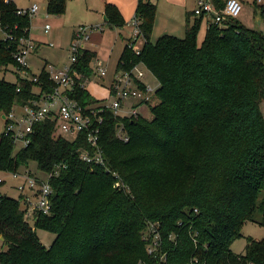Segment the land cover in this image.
<instances>
[{"label": "trees", "instance_id": "1", "mask_svg": "<svg viewBox=\"0 0 264 264\" xmlns=\"http://www.w3.org/2000/svg\"><path fill=\"white\" fill-rule=\"evenodd\" d=\"M68 1L47 0L48 15H65ZM227 1L212 0L218 10ZM157 13L154 3L139 0L145 43L139 55L127 44L117 66L122 72L144 64L159 82L156 103L149 119L103 111L105 166L82 161L86 141L57 136L53 122L36 125L16 153L4 128L0 173L31 163L42 174L60 170L49 181L51 214L36 213L34 226L23 198L0 193V238L8 245L0 264H264V238L249 237L243 253L232 250L248 222L264 228V33L228 19L209 26L200 43L205 16L194 13L183 39L167 34L154 43ZM105 16L111 28L126 26L114 5ZM0 19L14 36L0 41V67L20 69L14 55L30 37L31 18L2 1ZM95 57L81 52L80 83L93 77ZM47 77L42 71L40 84L0 80V116L37 99L34 89ZM72 98L84 107L105 103L80 86ZM119 126L128 142L118 138ZM37 230L54 234L52 245Z\"/></svg>", "mask_w": 264, "mask_h": 264}, {"label": "built area", "instance_id": "2", "mask_svg": "<svg viewBox=\"0 0 264 264\" xmlns=\"http://www.w3.org/2000/svg\"><path fill=\"white\" fill-rule=\"evenodd\" d=\"M9 3L10 0H0L1 2ZM264 0H255L257 4H261ZM39 11V6L34 5L27 10H19V16L35 17ZM243 12L242 3L239 0H228L223 9H216L212 0H200L195 11L196 16L204 15V22L211 26L213 23L222 25L228 19H238ZM134 34L127 43L129 48L135 54L139 55L142 48L137 47L140 36L141 27L140 20L134 18L132 22ZM50 30V26H46V33ZM0 31L4 34V40H14V36L8 33L2 26L0 19ZM95 31H102L98 26H81L77 28L73 34L70 45V62L62 69H57L53 65H46L43 72L46 74L47 80L43 81V85H37L34 89V94L37 99L31 101L27 105H17L6 116L5 133L11 135L15 147L20 149L26 148L30 143V134L33 133L34 127L38 124L50 121L56 124L57 132L67 136L72 141L80 138L84 139L90 149L82 148L79 150L80 158L87 163H93L98 166H105L103 152L99 146L100 127L103 123L102 113L105 110L112 111L115 115L122 117V109L124 102L128 100L149 102L151 90L140 88L141 78L144 73L137 69V66L131 71L117 72L115 76V86L113 90L114 100L112 103L105 102L99 105L82 106L76 99L72 98V94L77 87L85 89L86 83L81 82L82 74L76 70L81 52L85 49L86 44L90 41L91 35ZM144 42V40H143ZM145 43V42H144ZM36 51V44L29 38H22L19 42V47L14 55V59L20 66V71L25 72L28 76L26 79L34 84H40V75L28 74L29 60L31 55ZM93 67V63H92ZM95 70L100 77L107 75V70L101 63L96 61ZM23 79V78H22ZM47 83H52L54 87L48 91L44 86ZM37 89V90H36ZM133 115H137V111L133 110ZM118 138L124 142H128L123 128H118ZM60 167L53 173L45 174V179L41 180L37 176L31 174L30 170L25 169L18 173L9 174L20 184L17 185L18 192L27 205L26 218H35L36 213L44 215L51 214V197L53 189L50 185L52 176L59 173ZM117 177V175H115ZM118 178V177H117ZM5 180L0 178V185L4 184ZM115 187L121 188V183L117 182ZM33 220V219H32ZM152 254V251H149Z\"/></svg>", "mask_w": 264, "mask_h": 264}, {"label": "rangeland", "instance_id": "3", "mask_svg": "<svg viewBox=\"0 0 264 264\" xmlns=\"http://www.w3.org/2000/svg\"><path fill=\"white\" fill-rule=\"evenodd\" d=\"M35 1L39 4V7H40L39 14L44 13L45 15L42 16L38 14L37 17L35 16L36 18L33 17L31 19L30 35H32V37L34 38L39 39L40 41L48 43L47 45H43L39 55L41 57L48 59L52 63H56L58 60H60L58 58L61 57L63 59L62 61L68 64L70 62V57H71L70 52L68 53V49L64 52H61L59 50L61 49V46L64 49L67 48V45L70 41L69 37H70L71 30L76 29L77 27L79 28L81 27V25H85L88 23H86V20L81 21V17L79 13L71 9L68 11V13L66 11L65 16H62L63 18L61 19L56 20V18H52V17L48 18L46 16V10H44L45 7L47 9V4L45 3V1L44 0H35ZM26 2L27 0H21V3H26ZM244 9L245 11L253 12L254 24H256V26L264 32V7H260V6L256 7L254 6V4L249 3L245 5ZM255 10L257 12V15L256 13H254ZM77 20H78V23L80 24L76 23ZM47 23H50L54 29H52L50 34L45 35L42 28ZM205 28L206 26L203 27V31L205 30ZM102 33L104 36L103 39L101 38V35H100ZM133 34H134V28L131 30L130 29L126 30V32H124L125 38H131ZM161 36L156 37V35H154L152 38V42L155 43L156 40H158ZM183 37H185V33L183 34L182 38H179V39H183ZM3 39H4L3 33L0 31V41ZM91 39H92V42L101 43V44L99 43L101 45L100 46L101 50L99 51V57L100 58L105 57V59H103L101 63L103 64L104 67L106 66L105 68H107V72L109 71V74L104 78L105 81H108V79H111L114 77V74L116 72V65H117L118 58L120 57L126 43L122 39L120 34H118L117 29L115 28L111 29L108 27H104V32L95 31L91 35ZM56 42L59 45H61L60 49L51 48L48 46L50 43H53L56 47H58L57 46L58 44H56ZM136 45L137 47L140 46L142 48L144 45L143 40L139 39ZM39 58L35 61L36 66L38 65ZM137 69L144 73V76L140 80L141 84L143 85L140 84V88L144 91L146 90V88L150 89L152 92L150 93L151 97L149 99V102L147 103H142L141 101H134V100H128L124 102V108L122 109V114L124 113L123 117H135V118L144 117V118L149 119L151 116V113L149 112V110L152 107V105L156 103L155 92L157 91L159 87V82L156 76L153 73H151L144 64H139L137 66ZM15 71H16V67L13 65L9 67H0V80L6 78L7 82L15 84V82L17 81V74L15 73ZM113 86H115V81L111 82L108 87L106 84L102 85V83H100L99 80L96 79V80H93L91 83H89V85L87 86V89L89 91L86 88L85 89L95 99L99 101L105 100L108 103H112L114 100L113 94L114 95L116 94L115 91L113 90ZM108 90L110 91V93H112L111 97H110ZM143 106H147L149 110L148 108L143 109ZM133 110L137 111V115H133L134 114L132 113ZM261 112L264 115V101L261 103ZM118 128H121V126H119ZM3 131H4V120L0 116V135L3 133ZM58 135L68 138L67 136L63 135L59 131L57 132V136ZM19 150H20V147L17 146L15 149V153L18 152ZM24 170L25 169L21 171H24ZM28 170H30L31 174H33L34 176H37L41 180L45 179L46 177L45 174H42L38 171L37 166L34 163L30 164ZM0 178L6 179L5 180L6 182L0 185V192L5 193L4 189L9 188L12 185H16L17 187L18 180H15L9 174L1 173ZM18 193H19L18 190L12 191L11 189H8V195L11 197H18L17 195ZM31 225L34 226V220H31ZM37 234H38L40 241L45 246L52 245L54 239L56 238L54 234H51V233H48L42 230H37ZM249 237L254 238L256 240H262L264 238V228H262L258 224L248 222L242 231V238L240 240H237L234 243L232 247L233 252L243 253L245 251V247L248 244L247 242H248ZM7 249H8V245L5 244L3 240H1L0 238V250L6 251Z\"/></svg>", "mask_w": 264, "mask_h": 264}, {"label": "crops", "instance_id": "4", "mask_svg": "<svg viewBox=\"0 0 264 264\" xmlns=\"http://www.w3.org/2000/svg\"><path fill=\"white\" fill-rule=\"evenodd\" d=\"M10 1L19 10H27V9L32 8V6H34V5L39 6V4L35 0H27L26 3H21V0H10ZM44 1L47 4V0H44ZM145 1L150 2V3L151 2L154 3L157 6V11H158L157 17L155 20V25H154L155 28H154L152 38L154 35H156V37H158L161 35L166 36L167 34L175 36L177 38H182L183 34L186 33V27H187L186 23H187L188 16L189 15L191 16V21H194L196 18L194 16V13L197 9L198 2L200 0H145ZM221 1L224 2L226 0H221ZM239 1L242 3L243 12L239 16L238 21L241 24H244L245 26H247L248 28H250L252 30L261 31L262 33H264L260 28H258L256 26V24H254L253 12L252 11H245V9H244L245 5L249 4V3L254 4V6H256V7H258V6L264 7V1L261 4H257L255 2V0H239ZM108 4L116 6L117 9L119 10V12L121 13L123 19L125 20L126 26L123 29H117V31H118V34H120V36L122 37V39L125 41V43H126L125 47H126L128 41L131 38H125L124 32H126V30L133 29L132 22H133V19L135 18L136 9H137V6L139 4V0H69L68 4H67V13L70 9L75 10V12L79 13V15L81 17V21L86 20V23H88V24L81 25V26H98V27L102 28V31H100V32H104V27L111 28L107 24V18L105 16V7ZM44 10H46V16L48 18L52 17V18H56V20L63 18L62 16L47 15L46 7ZM39 12H40V7H39L38 13L35 15L36 17L39 14ZM254 13H256V15H257L256 10L254 11ZM39 15L44 16L45 14L40 13ZM63 16H65V15H63ZM76 23L80 24V23H78V20L76 21ZM202 25H203V27L206 26V28L203 31V27H202V29L199 33L198 41L200 43L203 42L205 35H206V32L209 28V25H207L206 21L203 22ZM46 26H50V30L48 33H46ZM42 29L44 31V34L48 35V34H50L52 29H54V28L50 23H47ZM76 29L71 30L70 37H69L70 41H69L66 49L62 48V46L59 45L57 42H56V44H58L57 45L58 47H56L53 43H50L48 46L51 48H58V49H60V46H61V49L59 51L64 52L68 49V53H69L73 34H74ZM111 29H113V28H111ZM100 35H101V38L103 39L104 38L103 33ZM3 36H4V34H3ZM4 38H5V36H4ZM30 39L32 41H34V43L36 44V51L30 57L29 70L27 71L28 74L39 75L44 70L46 65H53L57 69H62L69 64V63L68 64L64 63V61H62L63 59L61 57L58 58L60 60H58L56 63H52L48 59L41 57L39 55V53H40L43 45H47L48 43L40 41L39 39L32 37V35H30ZM99 43L92 42V39H90V41L85 46L86 50H89V51L96 54V57H95L94 62H93L94 74H93V77H91L87 81L86 84L88 86L89 83H91L93 80L97 79V80H99L100 83H102V85L106 84L109 87V84L111 82H113L115 79V76L117 74V66H118L120 57H121L125 47H124L120 57L118 58L117 65H116V72L114 74V77L111 79H108V81H105L104 78L109 74V71L107 72V75L105 77H100L95 70L96 61H102L103 59H105V57L104 58L99 57V51L101 50V47H100L101 43L100 44ZM39 57H41V58H39ZM38 58H39L38 65L36 66L35 61ZM32 61H33V63H32ZM106 70H107V68H106ZM15 73L17 74V80H18V78L26 79L28 77L25 74V72L20 71V69H18V68H16ZM4 80H6V78H4ZM15 83H17V81ZM87 86H86V89H87ZM109 94L111 97L112 93H110V91H109ZM103 101H105V100H103ZM144 108H148V107L143 106V109ZM148 110H149V108H148ZM149 112H150V110H149ZM123 115H124V113L122 114V116ZM4 128H5V120H4ZM2 179L6 180L5 178H2ZM18 184H20L19 181H18ZM6 189H4L5 193H3V192H0V193L3 195L9 196L8 195V189H11L12 191H14V190H17V187H16V185H12L11 187L6 188ZM17 195H18V197H12V198H16V199L22 198V195L20 193H18ZM9 197H11V196H9ZM48 246H50V245H48Z\"/></svg>", "mask_w": 264, "mask_h": 264}, {"label": "water", "instance_id": "5", "mask_svg": "<svg viewBox=\"0 0 264 264\" xmlns=\"http://www.w3.org/2000/svg\"><path fill=\"white\" fill-rule=\"evenodd\" d=\"M2 118L5 120L6 119V116H2Z\"/></svg>", "mask_w": 264, "mask_h": 264}]
</instances>
